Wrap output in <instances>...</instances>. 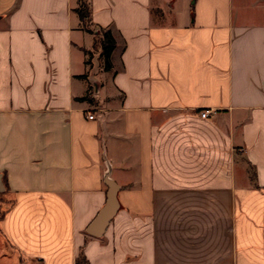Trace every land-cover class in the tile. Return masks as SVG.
<instances>
[{"label": "crops", "instance_id": "0c3cea01", "mask_svg": "<svg viewBox=\"0 0 264 264\" xmlns=\"http://www.w3.org/2000/svg\"><path fill=\"white\" fill-rule=\"evenodd\" d=\"M79 5L0 0V264H264V0Z\"/></svg>", "mask_w": 264, "mask_h": 264}, {"label": "water", "instance_id": "95a60500", "mask_svg": "<svg viewBox=\"0 0 264 264\" xmlns=\"http://www.w3.org/2000/svg\"><path fill=\"white\" fill-rule=\"evenodd\" d=\"M116 191V185L112 181H109L106 201L104 205L100 208V210L97 212L93 221L86 228L87 234L95 237H99L103 234L104 230L106 229L111 218L114 216L118 207L115 196Z\"/></svg>", "mask_w": 264, "mask_h": 264}, {"label": "trees", "instance_id": "16d2710c", "mask_svg": "<svg viewBox=\"0 0 264 264\" xmlns=\"http://www.w3.org/2000/svg\"><path fill=\"white\" fill-rule=\"evenodd\" d=\"M76 12L83 24V27L86 28L85 23L88 22V19H89L88 6L85 4L83 5L80 0V5H79V8L76 9ZM87 30L90 31L89 29ZM96 44L99 45L101 48L100 55L103 59L104 69H109L110 68V55L115 47V41L110 31L108 30L103 31L101 37L95 39V46ZM84 99H87V96ZM76 264H87V262L85 258L82 255H80L79 258L76 260Z\"/></svg>", "mask_w": 264, "mask_h": 264}, {"label": "built area", "instance_id": "2783aa9c", "mask_svg": "<svg viewBox=\"0 0 264 264\" xmlns=\"http://www.w3.org/2000/svg\"><path fill=\"white\" fill-rule=\"evenodd\" d=\"M211 111L209 109H204L202 111L199 112V116L200 118H207L209 115H210ZM87 117L89 119H92L93 118V115L92 114H88ZM37 264H43L41 262H38Z\"/></svg>", "mask_w": 264, "mask_h": 264}, {"label": "rangeland", "instance_id": "374dc122", "mask_svg": "<svg viewBox=\"0 0 264 264\" xmlns=\"http://www.w3.org/2000/svg\"><path fill=\"white\" fill-rule=\"evenodd\" d=\"M81 3L84 5H87V0H81ZM86 22V21H85ZM86 24V26H89V23L88 22H86L85 23ZM97 38H99L98 36H97ZM1 202H2V206L3 207H6V206H8L9 205V201L7 200V199H3V197H1Z\"/></svg>", "mask_w": 264, "mask_h": 264}]
</instances>
